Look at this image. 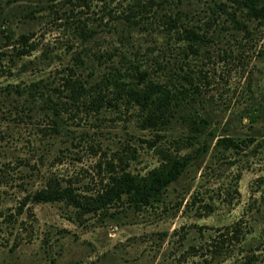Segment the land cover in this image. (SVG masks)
<instances>
[{
	"label": "rangeland",
	"instance_id": "rangeland-1",
	"mask_svg": "<svg viewBox=\"0 0 264 264\" xmlns=\"http://www.w3.org/2000/svg\"><path fill=\"white\" fill-rule=\"evenodd\" d=\"M105 1L119 8L117 0ZM212 1L193 0L195 8L184 3L183 9L189 14L199 10L201 23ZM36 4L0 0V44L7 34L34 33L38 41L37 50L17 59L11 69L8 58L3 59L0 87L36 81L71 65L70 53L81 47L76 41L67 46L69 32L50 23L49 16H24L25 8ZM104 4L92 0L96 13H104ZM244 19L248 34L226 28L214 32L216 21L205 25L208 42L188 58L182 44L168 40L150 16L141 29L107 17L95 23L88 46L99 53L110 49L117 66L128 59L147 66L159 60L162 70L155 69L153 77L158 72L166 79V71L174 73L181 62L182 73L194 75L181 80L190 89V82L197 85L193 100H173L176 113L165 130L142 129L141 111L120 102L99 113L79 103L61 117L52 116L59 123L53 135L49 116L40 110L32 120L0 117V264H264V23ZM46 48L48 58L40 63ZM104 70L103 59L93 58L79 69L90 83ZM257 102L262 104L259 117L249 122L247 112ZM184 115L206 118L207 128L193 133ZM225 134L252 142L238 153L217 151L215 141ZM200 143L208 144L207 152L153 206L135 209L123 196L90 213L66 200L28 202L18 212L24 195L49 177L94 195L111 171L145 174L160 163V151L181 155Z\"/></svg>",
	"mask_w": 264,
	"mask_h": 264
},
{
	"label": "trees",
	"instance_id": "trees-1",
	"mask_svg": "<svg viewBox=\"0 0 264 264\" xmlns=\"http://www.w3.org/2000/svg\"><path fill=\"white\" fill-rule=\"evenodd\" d=\"M100 1L105 3L101 9L104 13L93 10L92 0H62L59 1L60 6L58 0H36V5L25 8L24 16L28 19L38 18L36 16L39 14L49 16L50 23H57L69 32L71 40L67 41V46L74 45L73 42L76 41L81 47L70 53L71 65L50 71L46 77L36 81L23 85L6 83L0 87V117L19 119L23 115V118L32 120L40 110L45 116H49L52 122V132L49 134L53 135L57 133L59 123L52 116L61 117L63 111L67 112V109L77 107L79 103L90 113H99L103 108H117L120 102L136 106L141 111L139 123L142 129L165 130L176 113L177 103L173 100H193L197 85L190 82V89L181 80L187 81L194 78V75L186 71L182 73L185 66L181 62L179 70L174 73L166 71V79L158 72L153 77L155 69L159 72L162 70L159 60L154 59V64L147 66L137 59L132 61L124 56L128 63L124 65L122 61L117 66L110 49L99 53L88 46L95 38V27L107 17L141 29L150 16L151 22L155 21L161 32L168 35V40L182 44L180 48L183 56L188 58L190 55L197 56L208 42L210 33L205 25L208 27L211 22H220L219 28L214 32L226 28L243 31L245 34L249 31L244 18L257 20L259 24L264 23V3L260 0L207 2L209 15L201 23H198L200 17L196 15L200 13L199 10L193 9V13L189 14V11L183 9L184 3L195 8L196 3L193 0H117L119 8H112L110 2L105 0ZM33 34L20 33L16 37L6 35V43L0 44V72L6 67H1L5 57L8 58L11 69L17 59L29 56L37 50L38 41L33 39ZM47 51L46 48L40 55V63L48 58ZM91 57L97 62L103 59L107 70L102 72L99 80L90 83L79 69ZM47 66L48 64L45 69ZM92 74L94 73L91 71L86 77ZM254 104L247 112L249 122H254L259 117V106L262 104ZM182 118L193 133H202L207 128L206 118H195L191 115H184ZM225 126H228L227 123ZM250 142V138L225 134L217 137L214 146L217 151L238 153ZM189 144L194 146L195 143L191 140ZM208 148L207 143H200L192 151L181 155L160 151V163L145 174L132 173L126 168L111 171L108 183L94 195L80 193L70 183L62 184L58 177H49L42 187L24 195L18 212H23L28 202L66 200L81 213H90L119 201L123 196L135 209L153 206L162 201L163 192L168 186L178 180L191 162L206 153Z\"/></svg>",
	"mask_w": 264,
	"mask_h": 264
}]
</instances>
